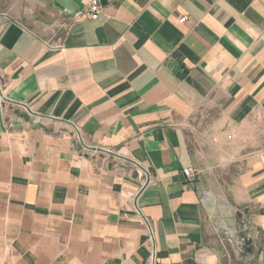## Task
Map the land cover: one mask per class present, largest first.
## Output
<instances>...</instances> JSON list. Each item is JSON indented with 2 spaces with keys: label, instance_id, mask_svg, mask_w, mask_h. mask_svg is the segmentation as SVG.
Wrapping results in <instances>:
<instances>
[{
  "label": "crops",
  "instance_id": "1",
  "mask_svg": "<svg viewBox=\"0 0 264 264\" xmlns=\"http://www.w3.org/2000/svg\"><path fill=\"white\" fill-rule=\"evenodd\" d=\"M26 1L0 12V264H146L144 218L160 264H264V0ZM209 108L221 177L182 127Z\"/></svg>",
  "mask_w": 264,
  "mask_h": 264
},
{
  "label": "rangeland",
  "instance_id": "2",
  "mask_svg": "<svg viewBox=\"0 0 264 264\" xmlns=\"http://www.w3.org/2000/svg\"><path fill=\"white\" fill-rule=\"evenodd\" d=\"M26 6V0H0V12L6 11L14 14H23V10H25L24 8ZM20 7L22 11L20 10ZM45 15L46 13L43 14V19H45ZM51 20L52 19L49 18L47 19V22H52ZM55 20L56 21L53 22L54 24H52L53 26L55 25L54 27L56 29V25L59 24V21L57 19ZM47 22L42 21V24H45ZM39 26L31 27L39 29L44 27ZM218 118L219 115L217 111L213 108H209L208 115H206L205 112H203L202 114L198 112L197 114L189 117L185 122H183L182 127L186 133L189 147L191 148V151L194 153V155H196V151H198V154H209V175L221 177L230 172L234 168V165L237 163L236 161L232 160V157L227 154V146L221 145L220 139L215 138V132H219L220 130L223 131V129L221 128H216V120ZM208 127L209 131L207 132ZM203 157L204 156H202L200 162L202 167L208 164Z\"/></svg>",
  "mask_w": 264,
  "mask_h": 264
},
{
  "label": "built area",
  "instance_id": "3",
  "mask_svg": "<svg viewBox=\"0 0 264 264\" xmlns=\"http://www.w3.org/2000/svg\"><path fill=\"white\" fill-rule=\"evenodd\" d=\"M101 6L99 4L98 0H88L84 7L75 11L72 15L74 18L78 17H87L89 19H96L98 17V14L100 12ZM186 19L185 16L180 17L178 21L180 23L184 22ZM97 152H101L104 155H110L113 153V149L109 148H103V149H98ZM124 165L127 167H132L136 172L137 176L139 178V188L137 189V193L140 192L143 188H145L147 185L151 184L153 182V174L152 171L148 168H141L136 162L134 161H125ZM182 172L186 178L187 181L189 182H194L197 175H198V170L194 168L193 166H185L182 168ZM144 223L146 225L147 231H148V240H149V245H150V251L149 254L146 258V264H160L158 257H157V251L156 248L154 247L152 243V226L151 222L148 218H144Z\"/></svg>",
  "mask_w": 264,
  "mask_h": 264
}]
</instances>
